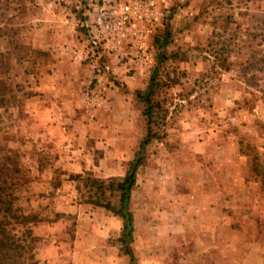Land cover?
Masks as SVG:
<instances>
[{"label":"rangeland","instance_id":"rangeland-1","mask_svg":"<svg viewBox=\"0 0 264 264\" xmlns=\"http://www.w3.org/2000/svg\"><path fill=\"white\" fill-rule=\"evenodd\" d=\"M105 1L129 17L120 35L105 43H94L88 23L104 0H18L13 7L23 8L13 21L15 33L0 36V97L7 100L0 107V148L17 157L19 206L39 218L30 225L39 238L38 264H222L182 246L175 230L158 227L173 216L164 199L150 196L175 190L172 180L154 179L165 173L176 147L198 175L208 173L209 189L229 188L231 214L237 206L244 214L238 225L249 224L241 216H255L260 236L254 247L264 262V0ZM96 61L106 67L97 84L90 67ZM81 62L89 73L84 112L117 107L118 115H139L141 139L152 135L125 155L112 177L124 178L140 156L129 204L137 219L125 243L123 217L85 203L88 188L64 166L81 149ZM62 74L72 77L77 91L71 101L55 94L54 80ZM124 77L134 86L122 87ZM118 88L133 92L130 107L109 97ZM149 88L155 107L150 125L144 115ZM200 143L206 146L191 150ZM253 188L263 192L256 197L260 208H252L256 199H233L235 191L249 195ZM106 197L117 206L118 193L107 190ZM81 205L88 209L82 217Z\"/></svg>","mask_w":264,"mask_h":264},{"label":"crops","instance_id":"crops-1","mask_svg":"<svg viewBox=\"0 0 264 264\" xmlns=\"http://www.w3.org/2000/svg\"><path fill=\"white\" fill-rule=\"evenodd\" d=\"M115 69L120 71L123 68L114 67ZM88 74L87 67L81 62V118L76 122V126L79 127V130L76 129L77 134L81 137V149L78 150L79 156L66 158L64 166L69 172L77 174L98 171L100 175L96 176L99 178L116 177L115 171L124 163L125 155L132 154V149H136L138 143L141 144L145 129L141 127L139 130L137 122L139 120L142 122L139 115H134L132 118L128 114L118 115L117 107L109 111L86 114L83 107L88 95ZM62 75L63 77L54 80V83L58 84V86L53 85L55 94L71 101L72 97H76L77 91L72 88L74 86L72 77L64 78V74ZM61 80L63 81L62 86L66 87L63 91L59 86ZM122 82L121 85L124 88L135 84L125 77L122 78ZM130 96L134 98L133 92L129 89L118 88L109 93L113 101L124 100L127 107L131 106L127 103V98ZM74 130L70 129V134H74ZM205 146L206 143L194 144L191 150L199 151ZM176 148L177 150L173 153L175 157L166 163L167 169L163 171L165 173H159L154 179L158 183L172 180L176 184L175 190L169 193L168 190L163 193L157 191L150 196L157 200L164 199L168 207L166 214L173 216V220L167 221L163 226L160 225L161 227L158 225V227L178 232L179 234L174 236H178L181 245L194 247V251L200 258L206 256L210 261L221 260L222 264H264L262 255L254 247L260 236L255 216H241L244 221L248 219L249 224L238 225L236 220L239 219L240 214H243V211L237 206V210L233 213L235 215L231 214L230 208L233 205L230 201L229 188L226 192L221 186H217V189H209L205 183L209 178L208 173L198 175L192 166V160L189 161L190 164H187L178 157L181 147ZM103 169L105 176L101 173ZM151 169L152 166L147 167L148 171ZM151 180L153 182V179ZM261 193H263L262 190L257 188H253L249 195L238 190L235 191L233 199H256V197H261ZM153 199L149 201L147 214H153ZM256 202L257 204L255 203L252 208L261 207L257 199ZM244 205L245 203L242 206ZM83 209L88 210L86 206L81 205V217ZM158 214L159 217L161 211H158ZM133 217L136 220L137 214L134 213ZM91 227L96 228L97 224H91ZM148 228L153 229L151 226ZM215 252L218 255L216 257Z\"/></svg>","mask_w":264,"mask_h":264},{"label":"trees","instance_id":"trees-1","mask_svg":"<svg viewBox=\"0 0 264 264\" xmlns=\"http://www.w3.org/2000/svg\"><path fill=\"white\" fill-rule=\"evenodd\" d=\"M18 0H0V36L5 33H15L14 19L18 13L22 12L23 5L13 7ZM1 90V87H0ZM152 88H149L146 101L149 108L144 115L148 124L152 122V114L155 109L151 101ZM140 99L143 96L138 94ZM7 100L0 97V107ZM151 134L143 140L141 147H144L150 140ZM141 164L140 156L132 164V169L122 179L109 178L101 179L92 174H78L75 177L77 181L85 184L89 190V197L85 203L94 204L103 207L116 216L124 219V227L121 242L130 241L134 232V217L129 209L131 201V192L136 185V170ZM134 171V172H133ZM20 169L17 164V157L11 149L0 148V264H38L36 259V244L38 237L33 235L30 227L39 222L37 215L33 213H24L19 206V196L17 188L19 185L18 175ZM109 190L112 195L118 193L117 206L107 197L106 191ZM127 254H132L129 246Z\"/></svg>","mask_w":264,"mask_h":264},{"label":"built area","instance_id":"built-area-1","mask_svg":"<svg viewBox=\"0 0 264 264\" xmlns=\"http://www.w3.org/2000/svg\"><path fill=\"white\" fill-rule=\"evenodd\" d=\"M104 0L103 5L100 2L94 5V17L89 20L90 34L95 44H102L110 41V38H114L120 35L129 20L127 15L119 16L117 11L112 7L107 8ZM90 54V53H89ZM93 71L92 83H99L101 81V75L105 71L106 67L103 63L92 62L90 65Z\"/></svg>","mask_w":264,"mask_h":264}]
</instances>
